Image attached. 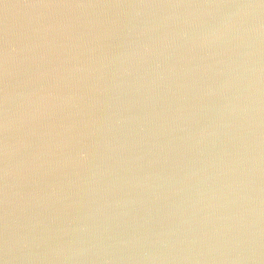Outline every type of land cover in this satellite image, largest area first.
<instances>
[{"label":"water","instance_id":"obj_1","mask_svg":"<svg viewBox=\"0 0 264 264\" xmlns=\"http://www.w3.org/2000/svg\"><path fill=\"white\" fill-rule=\"evenodd\" d=\"M0 264H264V0H0Z\"/></svg>","mask_w":264,"mask_h":264},{"label":"snow or ice","instance_id":"obj_2","mask_svg":"<svg viewBox=\"0 0 264 264\" xmlns=\"http://www.w3.org/2000/svg\"><path fill=\"white\" fill-rule=\"evenodd\" d=\"M0 56H2V51H0Z\"/></svg>","mask_w":264,"mask_h":264}]
</instances>
